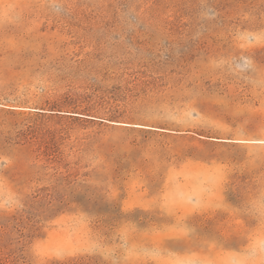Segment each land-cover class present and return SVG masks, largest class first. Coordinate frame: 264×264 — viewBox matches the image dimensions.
I'll list each match as a JSON object with an SVG mask.
<instances>
[{
  "label": "rangeland",
  "instance_id": "obj_1",
  "mask_svg": "<svg viewBox=\"0 0 264 264\" xmlns=\"http://www.w3.org/2000/svg\"><path fill=\"white\" fill-rule=\"evenodd\" d=\"M0 264H264V0H0Z\"/></svg>",
  "mask_w": 264,
  "mask_h": 264
}]
</instances>
